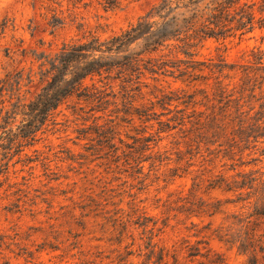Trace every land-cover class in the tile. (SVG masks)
I'll use <instances>...</instances> for the list:
<instances>
[{"label": "rangeland", "instance_id": "rangeland-1", "mask_svg": "<svg viewBox=\"0 0 264 264\" xmlns=\"http://www.w3.org/2000/svg\"><path fill=\"white\" fill-rule=\"evenodd\" d=\"M159 1L0 0V78L15 76L3 97L9 100L14 91L28 103L44 83V56L67 43L117 34ZM253 48L264 52V27L241 37L206 38L195 52L198 59L222 56L244 62L251 59ZM176 57L182 55L173 50L165 58ZM149 77L141 76L144 97L136 89H126L135 98V111L152 112L154 101L157 113L171 112L158 117L151 113L148 118L132 114L134 107L123 96L119 80L87 77L85 83H94L105 103L70 96L32 144L14 145L6 152L0 147V170L7 168L0 176L7 177L0 186V264H264V218L256 228L263 249L252 259L236 245L219 241L214 231L229 228L226 214L234 207L211 217L196 216V204H191L195 197H231L210 191L221 188L208 183L219 174L230 178L235 171L229 169L230 160L216 154L217 145L195 139L188 122L180 128L168 120L180 113L177 102L162 109L156 103L162 96L151 94L154 81ZM159 78L156 83L165 93L192 91L180 79ZM144 135L153 138L148 150L142 148ZM233 162L237 170L264 171V141ZM240 162L244 164L238 166ZM144 216L156 221L150 239L143 232Z\"/></svg>", "mask_w": 264, "mask_h": 264}, {"label": "trees", "instance_id": "trees-1", "mask_svg": "<svg viewBox=\"0 0 264 264\" xmlns=\"http://www.w3.org/2000/svg\"><path fill=\"white\" fill-rule=\"evenodd\" d=\"M257 1L260 4L255 11ZM263 27L264 0H160L136 23L117 34L106 39L91 36L67 43L51 56H44V69L40 71L44 83L28 103H23L14 91L6 100L2 94L9 92V84L15 76L7 73L0 78V112L3 111L0 113V147L6 152L14 145L32 144L37 132L70 96L105 103L94 83L92 87L85 83L87 77L103 75L119 80L125 90L123 96H127V103L134 107L135 98L128 95L126 89H136L141 94V76L148 73L154 81L151 94L158 97L156 92H160L162 96L156 103L168 109L172 102H177L176 112L180 113L168 120L176 121L180 128L188 122L195 139L202 137L204 144L217 145L216 154L221 153V159L230 160L229 169L235 171L232 178L219 174L208 183L210 188H221L210 191L219 190L231 197L223 200L195 197L197 200L191 204H196V216L211 217L226 213L228 206L234 207V211L226 214L229 228L214 231L219 241L236 245L238 250L255 259V251L263 249L262 237L256 228L264 218V171L237 170L234 167L237 162L233 161L240 160L245 150H252L264 141V52L253 48L249 53L251 59L240 62L227 61L222 56L198 59L195 48L206 38L241 37ZM164 49L169 53H162ZM173 50L182 57L165 58ZM160 76L180 79L192 91L183 95L176 93L177 90L165 93L156 83L161 82ZM108 84L111 86V83L103 86ZM148 85L144 82V86ZM5 101L9 102V108ZM151 104L152 112L138 113L134 107L131 113L148 118L151 113L158 117L172 111L157 113L154 101ZM179 104L185 106L179 109ZM199 106L204 108L199 109ZM14 121H18L15 126ZM158 122L163 123L160 119ZM140 139L144 150L152 147V135ZM243 164L240 162L238 166ZM6 171L3 167L0 176ZM6 180L7 177L0 178V186ZM144 218L143 232H148L150 239L155 235L156 221L148 216Z\"/></svg>", "mask_w": 264, "mask_h": 264}]
</instances>
